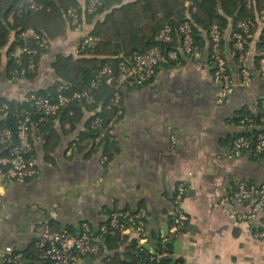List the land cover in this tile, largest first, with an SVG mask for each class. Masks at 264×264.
<instances>
[{
  "label": "crops",
  "instance_id": "1",
  "mask_svg": "<svg viewBox=\"0 0 264 264\" xmlns=\"http://www.w3.org/2000/svg\"><path fill=\"white\" fill-rule=\"evenodd\" d=\"M261 28L260 22L241 61L229 51L231 28L225 31L235 89L223 103L217 101L207 44L193 56L182 55L181 64L158 66L145 84H124L122 113L111 124L117 151L107 160L100 150L66 152L89 113L70 133L68 125L54 121L57 139L50 143L48 132L35 130L30 162L36 174L0 188V251L12 246L28 252L52 226L77 234L86 223L96 232L112 212L144 209L146 233L153 236L139 242L147 249L162 239L171 246L170 257L183 264H264V239L256 236L264 213L253 221L238 220L251 202H220L240 181L264 183V152L237 154L231 147L241 131L259 129L252 120L244 126L237 118L244 110L255 114L264 106V59L260 68L249 67L250 85L241 84V67L252 65ZM89 29L86 23L84 30ZM79 40L80 33L71 28L52 40L38 57L34 78H17L8 71L7 45L3 47L0 100L21 102L31 92L46 90L56 80L51 67L55 56H76ZM2 106L0 120L5 118ZM177 209L185 220L175 229L171 218ZM123 234L135 236L130 230ZM88 258L73 264H103L99 257Z\"/></svg>",
  "mask_w": 264,
  "mask_h": 264
},
{
  "label": "trees",
  "instance_id": "2",
  "mask_svg": "<svg viewBox=\"0 0 264 264\" xmlns=\"http://www.w3.org/2000/svg\"><path fill=\"white\" fill-rule=\"evenodd\" d=\"M41 5V9L32 10L28 6L27 0H0V59L1 49L7 45V70L16 72V77L34 78L37 68L30 69L26 61L28 56L20 54L17 58L13 55L15 49L24 43L20 33L32 28L47 36L51 41L66 34L68 28L72 29L66 14L67 9L79 7L87 3L88 0H33ZM100 4L93 13H85L84 20L90 25L89 34L96 39L93 46L79 50L77 55L58 54L51 63V67L56 76L55 82L46 90L31 92L24 101L0 100V106L6 105L4 109L5 118L0 120V127L10 128L15 131L18 113L25 109L31 113L33 124L30 129V139L32 141L33 132L42 130L49 133L48 143L56 141L57 133L54 130L53 122L68 125L67 133L74 132L78 125L84 120L85 113H89L84 121L82 129L77 130L75 137L68 143L75 141V153L80 149L87 148L88 153L100 150L106 160L117 151L116 144L112 139V122L114 118L122 113L123 88L120 91V106L110 105V99L114 94V89L110 85L99 84L92 89L94 100L92 103H78L72 101L60 108L56 115L40 119L30 100L31 95L46 96L54 99L61 92L69 95L74 91H81L89 88V84L94 74L104 65L109 64L116 67L117 64L135 52H142L148 48L159 45L164 50L177 49L179 28L188 22L192 27L195 51L200 52L209 40V33L212 26H215L222 37V51L226 58L227 70L228 60L225 50V31L231 28V38L229 41V51L233 58L239 61L241 54L247 49V43L251 34L258 28L260 12L264 10V0H99ZM11 16V19L9 18ZM242 20L250 22L248 33L243 49L235 45L233 33L240 31L238 23ZM168 25L172 30V41L161 43L157 40L158 32ZM256 46V55L252 60L250 68H260V61L264 59V27ZM34 45V41L29 42ZM39 56L35 57L36 62ZM20 62H19V61ZM182 55L178 60L168 61L161 64L165 68H172L182 63ZM208 62V58H207ZM209 64V63H208ZM242 68V67H241ZM213 71L211 69V75ZM231 75V74H230ZM61 87V89H59ZM264 112L260 104L255 114L248 115L245 110L238 115V120L244 121V126L249 124L248 119L259 125V129L250 131L248 128L238 135L254 138L262 132L261 116ZM99 116L104 126H107L105 135L96 142L97 130L91 128V121ZM120 116V115H119ZM16 141V134L11 138V143L7 146H0V166L10 167L12 160L9 156V147ZM67 146V147H68ZM67 149V148H66ZM31 151L23 156L26 164L30 162ZM242 151L240 153H245ZM253 155H260L251 152ZM71 154V155H72ZM254 185V184H253ZM256 186V185H255ZM146 219V218H145ZM145 219L142 222L143 233L129 238L120 231L108 226L107 232L102 236L100 250L96 254L79 257L95 258L99 257L103 264H183L182 259L173 261L170 257L171 246L162 239H157L152 249L145 248L139 239L153 236V233H146ZM173 217L171 218V222ZM185 220V218H184ZM109 217L101 224H108ZM61 231L57 228H50V232ZM99 230L92 231L94 236L99 235ZM165 253L163 257L157 259L158 254ZM37 246L31 248L21 261L17 264H46L47 261L38 257Z\"/></svg>",
  "mask_w": 264,
  "mask_h": 264
},
{
  "label": "built area",
  "instance_id": "3",
  "mask_svg": "<svg viewBox=\"0 0 264 264\" xmlns=\"http://www.w3.org/2000/svg\"><path fill=\"white\" fill-rule=\"evenodd\" d=\"M30 9L36 11L41 9V5L36 4L33 0H27ZM100 4L99 0H88L87 3L79 7H71L67 9L69 24L72 29L80 33V40L76 47V52L85 47L93 46L96 39L89 34V30H84L86 22L84 20L85 13H93ZM11 19V16L9 17ZM260 20L264 27V10L260 12ZM250 22L242 20L238 23L240 31L235 32L232 36L235 38V45L239 49H243L246 38L250 36ZM180 34L178 38L177 49L171 48L164 50L159 45H154L142 52H135L127 58L121 60L116 67L104 64L93 76L90 81L89 88L81 91H74L69 95L59 92L54 99L46 96L31 95L30 100L37 113L41 115L40 119L56 115L60 108L72 101L78 103H92L94 100L92 89L96 88L100 83L110 85L114 89V94L110 99V105L120 106V91L124 84L142 85L148 82L154 75L156 68L168 61L178 60L179 54L193 56L198 52L195 51L194 38L190 23L185 22L179 28ZM21 39L24 41L19 45L13 55L19 57L20 54L28 56L26 64L30 69L36 66V56L46 53L51 45V40L40 32L27 28L20 33ZM157 40L161 43L172 41L171 27L165 25L157 34ZM34 41V45L29 42ZM208 65L212 69V80L216 85V97L219 103H223L235 89V82L227 70L226 58L222 51V37L215 26H212L209 33L207 46ZM243 54L240 55L241 61ZM19 61V60H18ZM20 62V61H19ZM16 77V72L13 73ZM241 84L249 86L251 83V75L248 65H243L241 69ZM61 89V87H59ZM2 110L6 108L4 104ZM264 108V106H263ZM18 120L15 131L10 128L0 127V146H7L11 143L13 134H16V141L9 147V156L12 160L10 167L0 166V188L14 182H23L25 179L36 174L37 169L32 163L26 164L23 156L32 149V141L30 139V129L33 124L31 113L25 109L18 113ZM264 124V112L261 116ZM107 126H104L102 119L96 116L91 121V128L97 130L98 134L95 138L98 142L106 133ZM76 142L73 141L67 147V154H72L75 150ZM232 150L239 154L242 151L254 152L262 154L264 152V130L259 132L253 139L249 136L238 135L232 141ZM183 194L180 188L179 197ZM221 204L225 203H246L249 208L246 212L237 214L238 220L253 221L259 213H264V183L253 185L240 181L236 189L231 194L221 199ZM146 218L144 209L137 211L121 210L112 212L109 216L108 224H101L98 228L99 235L94 236L89 225L84 223L79 233H71L66 230L49 232L45 231L42 238L36 243L40 259L47 261L46 264H73L79 257L96 254L100 250V241L102 236L107 232L108 226L114 228L121 233L127 230L132 231L135 235L143 233L142 222ZM184 214L177 209L173 216L172 225L174 228L182 226ZM256 236L264 239V217L258 225ZM140 241V239H139ZM140 243V242H139ZM25 252L14 249L12 246H6L0 251V260L5 264H17L21 261ZM165 253L158 254L157 259L163 257ZM33 264V263H27ZM164 264V263H161Z\"/></svg>",
  "mask_w": 264,
  "mask_h": 264
},
{
  "label": "water",
  "instance_id": "4",
  "mask_svg": "<svg viewBox=\"0 0 264 264\" xmlns=\"http://www.w3.org/2000/svg\"><path fill=\"white\" fill-rule=\"evenodd\" d=\"M183 56H184V54H182ZM163 229H165L166 230V228L165 227H163ZM180 230H183V228H180ZM100 244H102V241H100ZM145 246V248H147L148 247V245L147 244H145L144 245ZM176 253V252H175ZM178 253V252H177ZM171 259L173 260V261H175V259H176V256L174 255V256H171ZM87 260L88 261H90V259L89 258H87Z\"/></svg>",
  "mask_w": 264,
  "mask_h": 264
}]
</instances>
